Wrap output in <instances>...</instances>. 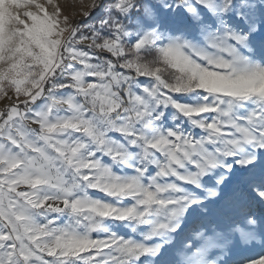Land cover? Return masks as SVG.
<instances>
[{"label": "snow or ice", "instance_id": "obj_1", "mask_svg": "<svg viewBox=\"0 0 264 264\" xmlns=\"http://www.w3.org/2000/svg\"><path fill=\"white\" fill-rule=\"evenodd\" d=\"M76 15L0 0V264H264V0Z\"/></svg>", "mask_w": 264, "mask_h": 264}, {"label": "rangeland", "instance_id": "obj_2", "mask_svg": "<svg viewBox=\"0 0 264 264\" xmlns=\"http://www.w3.org/2000/svg\"><path fill=\"white\" fill-rule=\"evenodd\" d=\"M41 2H43V0H41ZM54 2L59 3L67 13H76V18L80 19L81 17L78 13L82 9H86L91 3V0H54ZM49 10L51 11V9Z\"/></svg>", "mask_w": 264, "mask_h": 264}]
</instances>
